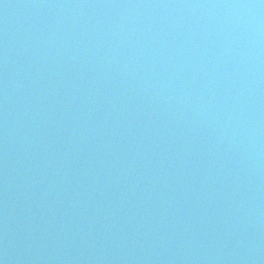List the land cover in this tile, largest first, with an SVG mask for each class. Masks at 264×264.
<instances>
[{"label": "water", "instance_id": "95a60500", "mask_svg": "<svg viewBox=\"0 0 264 264\" xmlns=\"http://www.w3.org/2000/svg\"><path fill=\"white\" fill-rule=\"evenodd\" d=\"M0 264H264V0H0Z\"/></svg>", "mask_w": 264, "mask_h": 264}]
</instances>
